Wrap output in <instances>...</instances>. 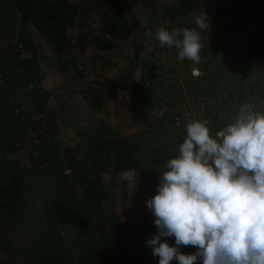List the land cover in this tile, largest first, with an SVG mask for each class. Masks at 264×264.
I'll return each instance as SVG.
<instances>
[{"label":"rangeland","instance_id":"obj_1","mask_svg":"<svg viewBox=\"0 0 264 264\" xmlns=\"http://www.w3.org/2000/svg\"><path fill=\"white\" fill-rule=\"evenodd\" d=\"M59 1L73 18L67 27L70 46L57 58L45 36L33 26L20 27L24 2L0 0V264H50L49 257L100 264L101 258L86 260L90 254L83 244L92 249L103 240L111 241L115 264H155L147 241L157 227L146 202L157 194L160 173L167 169L166 163L153 169V161L152 173L144 168L157 152L178 156L193 120L207 121L214 135L244 103L264 112V51L258 52L264 36L252 42L256 28L236 27L214 37L215 18L222 12L233 18L234 0H196L192 12L180 11L181 0ZM43 4L29 5L31 13ZM119 9L135 31L116 39L115 50L96 49L93 40L105 19ZM203 12L210 28L201 33L199 64L181 61L174 46L155 39L161 27H195L193 14ZM27 38L34 51L24 45ZM211 44L224 46L226 54L206 51ZM33 53L32 68H24ZM109 138L124 141L139 158L134 183L113 171L105 153L110 148L102 150ZM83 176L99 181L104 202H93L99 183L90 186L95 189L90 197L80 194ZM62 201L86 206L84 225L56 223L54 208ZM166 240L175 246L174 236ZM99 247L103 257L105 248ZM181 247L184 254L197 251Z\"/></svg>","mask_w":264,"mask_h":264},{"label":"clouds","instance_id":"obj_2","mask_svg":"<svg viewBox=\"0 0 264 264\" xmlns=\"http://www.w3.org/2000/svg\"><path fill=\"white\" fill-rule=\"evenodd\" d=\"M193 18L195 27H161L154 37L174 46L181 61L199 64L210 18L206 12ZM207 123L187 124L179 155L160 173L157 194L146 202L158 232L147 244L159 264H264V112L244 103L214 135ZM122 179L134 183L135 170L123 171ZM173 236L170 246L164 238ZM189 245L197 251H180Z\"/></svg>","mask_w":264,"mask_h":264},{"label":"trees","instance_id":"obj_3","mask_svg":"<svg viewBox=\"0 0 264 264\" xmlns=\"http://www.w3.org/2000/svg\"><path fill=\"white\" fill-rule=\"evenodd\" d=\"M39 1L41 0H19V3L24 2L23 5L24 24H20L21 25L20 27L29 28L30 26H33L38 32H40L43 36L47 38V41H49L48 43L50 45H53L55 47V52L57 53V58H58L63 53V51H65L70 46L67 27L68 25L69 26L71 25V21L73 17L70 14L66 16V13L63 11V9H61L62 5L65 4H63L59 0L55 1V4L53 5L49 0H43L44 3L43 7L42 8L39 7V9L38 8L36 9L37 10L36 12L31 13V7L29 5L33 3L37 4ZM208 1L212 3H216L218 0H208ZM57 4H59V6H57ZM179 6H180L179 7L180 11L182 12H192L198 7L196 0H181ZM124 12L125 10L119 9L116 11L114 16L105 19V22L103 24V31L108 37H105L103 39L95 38L93 40V43L97 47V49L102 51L113 50L116 48V45L109 40V37L115 39H123L129 37L135 31V26L129 24L128 20L124 18L125 15ZM234 13L235 14L233 18H229L228 14L224 12H222L217 16V18H215L214 37H219L224 33L229 34L230 32H234L236 27L237 28L249 27V29L256 28V32H254L255 38L252 40V42L260 41L262 36H264V0H234ZM83 38L84 37L82 36L79 37L77 45L81 46L84 43ZM24 42H25L24 45L26 47L29 48L33 47V51H34V43L31 40L29 41V38H27ZM215 43L217 44V38H215ZM216 44L209 45V47L205 48V50L213 51L215 54L219 53L218 55H225L226 50L224 46L216 45ZM84 47L85 46L83 45V48ZM260 49L258 52L264 51V47ZM35 55L36 54L33 53L32 58H30L29 60H27V62L23 64L24 68H28V69L32 68V64H34L33 61L36 60ZM63 70L67 72L68 67L63 68ZM37 92L41 93L42 95L44 93L43 90L41 91L39 90ZM141 97L142 99H144L143 96ZM38 102L40 103L41 101ZM85 128L83 130L82 129L80 130L83 134L85 133L86 130ZM99 145L102 146L105 144L101 143ZM106 148H110V150H105V153L109 157V163H111V167L113 168L114 172H122L129 169H134L136 171L141 167L139 158L135 155V152L131 150L132 147L130 145H127L124 141H120L117 143V141L110 140L109 138L107 144L102 148V150ZM168 159L169 157H167V155L164 152H162V154L157 152L156 156L150 158L149 164L144 169L147 172L152 173L150 167H152L151 165L153 164V162L155 165L153 169H155L158 165L165 164ZM72 169H73V173H75L76 168L72 167ZM5 183H7V181ZM93 183L97 184L99 183V181L97 180L92 181L89 178L83 176V178H81L80 182L78 183L80 188V194L85 195V197L88 196L90 197V195H93L95 189L90 187L91 185H93ZM0 187H2V185H0ZM100 187L101 186L99 183V192L97 193V195H95V198H93V202L96 201L100 203L106 200V196L104 195ZM15 191L19 192L20 190L16 189ZM1 193H2V188H0V195ZM9 201L10 200L6 201V206L10 207V209L11 208L13 209L14 208L13 203L7 204V202ZM95 207H97V204L96 206H93L91 210L95 209ZM85 211H86V206L81 208H75L73 206H69L63 203L62 201L59 202V204H57L54 208L55 221L60 226L76 227V226L84 225L86 218ZM155 229L157 228H152L151 230H149V237H152L158 232V229L157 230ZM110 244H111L110 240H103L95 248L89 249V247L87 246V242H85L83 244L84 253L86 252L87 255L90 254V256L88 255L89 257L86 258V260L91 261L101 258V262H98L100 264H115L116 263L115 258L111 256L109 252L112 249ZM99 246L105 248V253L103 254V257ZM191 247L197 248V246H191ZM115 248L117 249L118 247H114V249ZM183 248L184 247H181L180 251ZM128 255L129 254H127L126 256L127 258L129 259L132 258V254L131 256ZM121 258L124 259L123 257ZM152 260L153 262H155V264H159V257L154 256V259ZM46 261H48V263L50 264L51 263L65 264V261L63 259H56L55 257H51V258L49 257V260ZM170 264H179V261L173 259L170 262ZM196 264H202V259L198 260Z\"/></svg>","mask_w":264,"mask_h":264},{"label":"crops","instance_id":"obj_4","mask_svg":"<svg viewBox=\"0 0 264 264\" xmlns=\"http://www.w3.org/2000/svg\"><path fill=\"white\" fill-rule=\"evenodd\" d=\"M100 33V36H98L100 39H103V38H105V37H108L105 33H104V31H101V32H99ZM109 40L112 42V43H114L116 46H117V40L115 39V38H112V37H109ZM96 49H97V47H96ZM115 50V49H114Z\"/></svg>","mask_w":264,"mask_h":264}]
</instances>
